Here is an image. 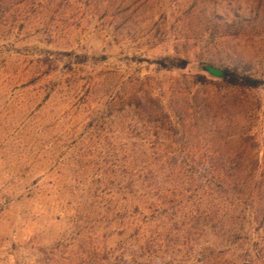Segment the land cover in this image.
<instances>
[{
    "label": "rangeland",
    "instance_id": "374dc122",
    "mask_svg": "<svg viewBox=\"0 0 264 264\" xmlns=\"http://www.w3.org/2000/svg\"><path fill=\"white\" fill-rule=\"evenodd\" d=\"M206 63L264 81V0H0V264H264V83Z\"/></svg>",
    "mask_w": 264,
    "mask_h": 264
},
{
    "label": "trees",
    "instance_id": "16d2710c",
    "mask_svg": "<svg viewBox=\"0 0 264 264\" xmlns=\"http://www.w3.org/2000/svg\"><path fill=\"white\" fill-rule=\"evenodd\" d=\"M159 64V68L171 69V68H185L188 66L187 59H169L162 58L156 61ZM223 81L229 86H237L240 88L255 89L260 88L264 81L256 78L250 74H242L235 70L225 68V74Z\"/></svg>",
    "mask_w": 264,
    "mask_h": 264
},
{
    "label": "water",
    "instance_id": "95a60500",
    "mask_svg": "<svg viewBox=\"0 0 264 264\" xmlns=\"http://www.w3.org/2000/svg\"><path fill=\"white\" fill-rule=\"evenodd\" d=\"M201 68L204 71H207L211 75H213L215 77H218V78H223L224 74H225V69L224 68L216 66V65H213V64L206 63V64H203L201 66Z\"/></svg>",
    "mask_w": 264,
    "mask_h": 264
}]
</instances>
